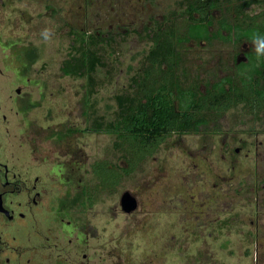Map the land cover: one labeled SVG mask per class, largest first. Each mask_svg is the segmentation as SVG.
I'll list each match as a JSON object with an SVG mask.
<instances>
[{
  "label": "rangeland",
  "instance_id": "1",
  "mask_svg": "<svg viewBox=\"0 0 264 264\" xmlns=\"http://www.w3.org/2000/svg\"><path fill=\"white\" fill-rule=\"evenodd\" d=\"M247 1L211 11L210 31L223 18L237 23L236 13L242 20L264 10ZM186 3L0 0V61L24 75L20 101L31 104L13 113L3 160L23 179L40 178L41 192L31 211L22 209L18 250L1 253L0 264H264V105L239 102L197 131L173 134L111 189L93 172L97 161L124 167L126 157L115 135L88 127L115 118L116 96L130 90L152 46L148 31L186 30ZM77 32L105 37L95 45L103 65L93 81L62 70L78 52ZM252 51L251 41L185 42L178 73L203 91L228 76L241 87L235 65ZM14 78L0 79V90ZM125 192L138 201L130 213L121 207Z\"/></svg>",
  "mask_w": 264,
  "mask_h": 264
},
{
  "label": "trees",
  "instance_id": "2",
  "mask_svg": "<svg viewBox=\"0 0 264 264\" xmlns=\"http://www.w3.org/2000/svg\"><path fill=\"white\" fill-rule=\"evenodd\" d=\"M258 1V0H253ZM186 14L189 24L186 30L174 26L159 25L150 33L153 41L144 65L132 78L130 90L118 94L115 118L95 119L88 130L105 132L116 136L115 148L124 152L126 166H117L108 160L97 161L93 165L96 178L105 189L119 185L125 177L134 174L139 167L152 157L166 140L176 133L197 131L201 126L229 110L234 104L245 102L251 109H261L264 105V57L257 58L255 51L247 53V61L236 62L235 77L241 87L234 84L231 77L219 83L200 89L198 84L185 86L178 73L179 45L190 41L222 39L236 43L253 41L256 34L264 35V25L255 26L254 16L242 17L237 23L223 18L222 28L210 31L213 24L211 11L230 10L231 0H186ZM247 5L252 2L243 0ZM249 19L247 22L246 19ZM226 32V34H225ZM75 45L80 41L77 53H71L63 63L66 75L87 76L94 80V74L103 65L102 56L95 45L105 37L86 33H75ZM87 130V129H86Z\"/></svg>",
  "mask_w": 264,
  "mask_h": 264
},
{
  "label": "flooded vegetation",
  "instance_id": "3",
  "mask_svg": "<svg viewBox=\"0 0 264 264\" xmlns=\"http://www.w3.org/2000/svg\"><path fill=\"white\" fill-rule=\"evenodd\" d=\"M10 69L3 60L0 61V79L5 80L15 76L5 93L4 90H0V142L9 139L14 114L20 113L18 108L31 105L20 101L23 92L20 83L25 78L24 75L22 74V78H20V71L18 75L15 69ZM2 147L3 145L0 143V254L5 250H18L16 242L19 237L20 219L27 216L22 212V209L31 211L32 204L36 206L41 196V192L38 190L40 178L35 177L33 183L29 178L23 179L14 161L3 160ZM21 195H25L23 201ZM10 238L13 245L10 244ZM10 261L8 258L6 262L9 264Z\"/></svg>",
  "mask_w": 264,
  "mask_h": 264
},
{
  "label": "clouds",
  "instance_id": "4",
  "mask_svg": "<svg viewBox=\"0 0 264 264\" xmlns=\"http://www.w3.org/2000/svg\"><path fill=\"white\" fill-rule=\"evenodd\" d=\"M50 34H51L50 30L48 29H45L42 32V36L45 40L49 39ZM252 43H253L254 51H255L257 58L264 57V35L256 34L253 37Z\"/></svg>",
  "mask_w": 264,
  "mask_h": 264
},
{
  "label": "water",
  "instance_id": "5",
  "mask_svg": "<svg viewBox=\"0 0 264 264\" xmlns=\"http://www.w3.org/2000/svg\"><path fill=\"white\" fill-rule=\"evenodd\" d=\"M121 207L124 212L130 213L138 207V201L130 192H125L121 197Z\"/></svg>",
  "mask_w": 264,
  "mask_h": 264
},
{
  "label": "crops",
  "instance_id": "6",
  "mask_svg": "<svg viewBox=\"0 0 264 264\" xmlns=\"http://www.w3.org/2000/svg\"><path fill=\"white\" fill-rule=\"evenodd\" d=\"M254 2H260V3H263L264 2V0H258V1H254ZM252 16H254V17H256L253 21V24L255 25V26H259V28L261 29V27L260 26H262V25H264V22L263 23H258L257 21V19L258 18H260L261 16H264V10H262L259 14H256V15H252ZM246 41H249V40H246ZM245 40H244V42H246ZM252 42V41H251Z\"/></svg>",
  "mask_w": 264,
  "mask_h": 264
}]
</instances>
